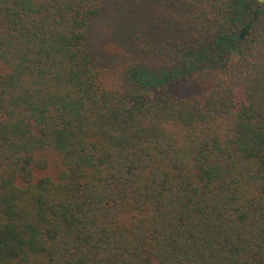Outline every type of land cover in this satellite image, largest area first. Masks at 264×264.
Listing matches in <instances>:
<instances>
[{"label":"trees","instance_id":"trees-1","mask_svg":"<svg viewBox=\"0 0 264 264\" xmlns=\"http://www.w3.org/2000/svg\"><path fill=\"white\" fill-rule=\"evenodd\" d=\"M0 64V264H264V0H0Z\"/></svg>","mask_w":264,"mask_h":264},{"label":"rangeland","instance_id":"rangeland-1","mask_svg":"<svg viewBox=\"0 0 264 264\" xmlns=\"http://www.w3.org/2000/svg\"><path fill=\"white\" fill-rule=\"evenodd\" d=\"M127 2H112L102 4L101 10L97 17L93 20L89 29V48L91 50L92 59H94L96 67H98L102 73L104 80L109 83H115L111 79L112 73L116 69H120L122 66L134 59L131 56L133 45L130 43L129 27L133 21L134 13H142V17L154 20L160 18L162 14L157 12V9H163L161 3H151L147 6V9L135 10V8L128 7ZM162 11V10H161ZM165 11V8H164ZM159 13L158 15H156ZM130 55V57H129ZM104 68V71L102 70ZM4 71V67L0 64V73ZM211 72L200 71L193 75H189L186 79L181 81L180 85H177L176 89H180L183 86V93H196L204 89L211 80ZM175 89V88H174ZM178 89V90H179ZM50 165L47 168L49 172L53 171L55 163L54 156L48 154Z\"/></svg>","mask_w":264,"mask_h":264}]
</instances>
